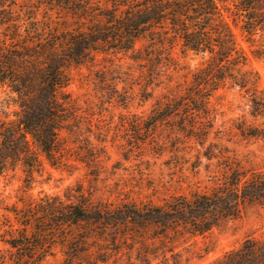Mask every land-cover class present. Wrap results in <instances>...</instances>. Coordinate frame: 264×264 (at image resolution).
I'll use <instances>...</instances> for the list:
<instances>
[{
  "label": "trees",
  "instance_id": "obj_1",
  "mask_svg": "<svg viewBox=\"0 0 264 264\" xmlns=\"http://www.w3.org/2000/svg\"><path fill=\"white\" fill-rule=\"evenodd\" d=\"M228 1L249 39L264 33V0H0V85L16 95L19 108L14 120L0 121V179L16 169L23 173L17 202L0 199L6 246L0 264H47L56 247L59 264H180L174 239L203 236L247 205L264 206V170L234 162H223L222 180L210 190L161 203L94 201L81 184L63 195L30 193L46 166L100 174L107 152L95 132V112L65 90L72 70L94 64L98 54L137 65L140 75L132 81L142 100L170 80L176 44L203 59L182 89L155 99L146 118L131 115L129 145L162 131L164 142L154 141L159 148L178 150L181 138L204 145L215 118L210 99L224 88L244 92L252 115L264 116L259 76L247 67L224 17ZM233 125L243 137L264 138V128ZM214 153L209 145L206 157ZM214 264H264V235L246 239Z\"/></svg>",
  "mask_w": 264,
  "mask_h": 264
},
{
  "label": "rangeland",
  "instance_id": "obj_2",
  "mask_svg": "<svg viewBox=\"0 0 264 264\" xmlns=\"http://www.w3.org/2000/svg\"><path fill=\"white\" fill-rule=\"evenodd\" d=\"M227 6L230 9L224 12V17L231 26L237 47L244 53L247 67L258 74L259 87L264 90V33L249 39L241 29V20L234 16L231 1ZM172 56L175 64L168 69L170 80L154 87L152 98L147 100L138 95L139 86L133 79L140 73L137 65L128 59L98 54L94 64L73 69L65 90L82 106H90L95 112V132L102 140L100 144L106 149L107 158L101 164L97 179L83 166L73 172L46 166L41 175H35L30 193L34 197L44 193L63 195L68 188L81 184L94 201L120 203L128 199L137 203L147 200L161 203L172 195L210 190L222 180L226 169L223 162H234L243 170H264V138L243 137L233 125L244 122L264 128V116L252 115L249 97L237 88H224L212 95L210 105L215 118L204 145L181 138L178 150L169 146L159 148L154 141L162 144L165 131L154 134L145 143L129 145L128 140H133L128 124L133 120L131 115L146 118L156 98L169 88L182 89L203 62L199 56L182 53L179 44L172 49ZM18 111L16 95L7 86L0 85V121L14 120ZM94 142L97 141L94 139ZM209 145L215 153L208 159L205 151ZM22 185L20 169L9 171L0 179V199L5 204L17 202L23 195L19 190ZM263 235L264 206L254 204L247 205L236 219L227 220L207 234L185 235L174 239L172 245L180 264H214L246 239ZM5 248L0 242V249ZM61 259L62 253L56 247L47 264H59Z\"/></svg>",
  "mask_w": 264,
  "mask_h": 264
}]
</instances>
